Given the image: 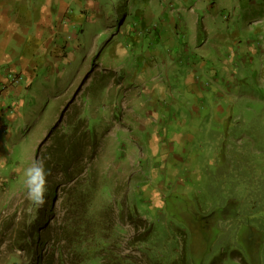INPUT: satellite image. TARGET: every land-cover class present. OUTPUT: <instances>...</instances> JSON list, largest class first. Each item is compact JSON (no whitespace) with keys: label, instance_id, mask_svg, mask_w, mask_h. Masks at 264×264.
<instances>
[{"label":"rangeland","instance_id":"obj_1","mask_svg":"<svg viewBox=\"0 0 264 264\" xmlns=\"http://www.w3.org/2000/svg\"><path fill=\"white\" fill-rule=\"evenodd\" d=\"M97 2L95 15L88 16L91 21L82 22L79 38L63 52V58L61 53H56L58 57L47 56L53 58L51 64L41 68L31 97L25 108L20 109L21 116L7 124L10 135L0 137V264H25L27 256L21 250L25 245L22 237L30 240L39 233L48 239L45 241V260L50 258L49 261L54 264H80L79 259L76 260L70 252L59 250L58 245L66 247L64 240L55 245V237H63L68 215L63 207L62 174L55 168L50 171L43 205H35L27 199L20 176L21 169L36 159L40 144L60 121L64 111L61 128L66 129V121L80 114L99 141L97 154L93 161L83 164L85 170L80 179L96 185L91 217L108 215L110 218L107 217L106 221L112 230L106 237H117L116 240L113 238L116 246L111 244L104 256L118 257L128 264H150L147 255L142 253L145 246L136 240L144 237L152 222L154 230L168 228L161 237L169 234L171 237H182L175 230L188 228L189 231L184 229L188 237L187 248L196 264H200L202 258L204 264H249L246 256L250 257L252 252L255 255L262 252V249L254 248L259 238L264 237L259 233L260 224L257 221L252 223L251 236L254 237H250L253 244H249L248 237H242L245 236L242 230L248 227L242 221H236L237 215L229 211H216L213 216L211 213L213 208L220 205L219 193L230 188L231 178L238 176L248 179L251 172L256 174L255 177L264 175V123L255 122L253 114L255 110L262 109V102L256 100L253 105L252 100L239 97V93H236V100L232 101L231 98L230 108L233 111H236V105L238 109L247 111L237 121L253 124L251 136L244 139L242 135V139H238V131L229 141L233 153L248 166L247 171L239 165L241 162L234 163L236 170L228 163L226 165L224 157L213 144V131L208 135L211 142L204 137L191 148V152L201 160L200 167L195 165L192 166L194 169L185 170L189 166L188 161H173L175 154H179L182 160L187 158L186 154L176 153V147L171 148V152L158 148L154 154L152 145L156 148V138L160 143L169 145L175 141V136L191 133L183 125L186 119L182 120L187 114L186 105L179 107L182 92L190 91L189 85L183 84L185 64L174 61L171 54L176 50L164 42L170 34L156 35L160 36V40L150 37L155 34L154 29L141 34H126L128 25L133 24L132 14L124 19L126 7H134V11L145 10V0ZM151 10L153 14L160 15L159 10ZM228 16L232 19H228ZM144 17L147 22L148 17ZM225 18V22L240 24L232 13L226 14ZM222 24L227 27L224 22ZM107 27L114 30L113 34L108 32ZM242 36L245 38V34ZM205 70L202 75L206 72L209 75ZM150 80L154 82L152 86ZM249 84L252 95L264 96V85L260 84L257 88V83ZM172 96L179 108L172 104ZM196 135H188L187 138ZM50 144L51 140L42 148L41 156L46 154ZM216 150L217 154L211 158ZM54 186L57 187L54 189ZM232 186L234 190L246 188L245 184ZM53 192H56L54 196ZM142 201L146 210L143 212ZM150 201L153 208L148 204ZM131 202L139 211V216L148 223H141L138 228L133 225L129 217L133 206ZM205 205L208 207L205 208ZM221 205L224 208V204ZM196 209H200L199 216L208 218L205 234L200 233L193 222L198 212ZM217 210L220 211V208ZM172 219L177 221L175 228ZM259 219L264 225V215ZM43 226L47 229L42 231ZM182 246L179 239L177 252L182 251ZM105 260L101 259L99 263L107 264ZM112 262L110 264H118Z\"/></svg>","mask_w":264,"mask_h":264},{"label":"crops","instance_id":"obj_2","mask_svg":"<svg viewBox=\"0 0 264 264\" xmlns=\"http://www.w3.org/2000/svg\"><path fill=\"white\" fill-rule=\"evenodd\" d=\"M95 8L97 0H0V137L10 135L7 124L21 116L20 109L31 97L41 68L51 64L53 58L47 56L58 57L56 53H61L63 58V52L79 38L82 22L91 21L88 16L95 15ZM153 8L160 15L153 14ZM137 10L125 9L124 19L133 15V24L128 25L126 34L154 29L152 40H160L156 35L170 34L164 42L176 50L171 54L174 61L183 65L184 56L189 57L182 78L190 91L182 92L179 107L186 105L187 114L182 120L186 119L183 125L191 133L175 136L169 145L156 138V148L152 145V149L156 154L158 148L171 152L176 147L175 152L186 154L187 158L182 160L175 154L173 161H188L185 170L194 169L192 166L201 161L191 152L194 144L204 137L211 142L212 131L223 128L225 121L233 129L236 121L247 114L237 105L236 111L230 108L231 98L237 99L236 93L252 100L253 105L260 100V113L264 114V96L252 95L249 84L257 83V88L264 85V0H145V10ZM231 13L239 25H234L230 16V22L224 21L225 15ZM107 30L114 32L108 27ZM204 70L206 74L202 75ZM15 76L19 82H14ZM150 83L152 86L154 82ZM160 92L165 96L163 90ZM172 99L170 102L179 108L175 97ZM193 134L196 136L187 138Z\"/></svg>","mask_w":264,"mask_h":264},{"label":"trees","instance_id":"obj_3","mask_svg":"<svg viewBox=\"0 0 264 264\" xmlns=\"http://www.w3.org/2000/svg\"><path fill=\"white\" fill-rule=\"evenodd\" d=\"M184 58L186 59L184 62L185 66L187 67V60L189 57L188 55H185ZM258 111L260 112V109L255 110L254 112L256 113L253 112L254 120L255 122L262 121L264 123V118ZM63 113H65V111ZM63 113L60 117V121H58L50 129L45 140L40 144L36 153V158L41 157L42 148L51 140V144L46 149V154L43 155L47 161L46 168L50 171L55 168V170L57 169L58 172L63 176V207L67 210L68 215L62 233L63 237H55V245L61 240H64V242L67 244L66 247H59V245L57 247L59 250L61 248L62 251L64 249L65 252H70L69 254L74 255L76 260L79 259L80 264L83 262L100 264L99 261L101 259H107L104 261L107 262V264H110L112 261V263L128 264L121 258L118 259V257L114 258L113 256H104V253H106L108 247H112L111 244L116 246V242L113 241V238L116 240L117 237H106V235L108 236L109 232L112 230V226H109L106 221L107 217H109L108 215H99L98 217L94 216L95 218L91 217L90 212L94 207L93 200L97 191L96 185L94 182H86L80 179L83 175V170H85L83 164L88 163L91 160L93 161L97 154V149L99 148V141L95 133L89 130L87 121L82 119L80 114H77L73 119L66 121V129L63 127L61 128L64 118ZM243 122L244 123L242 124V122L236 121L235 127L231 129L229 128L228 122L225 121L223 128L221 127L219 129H215L211 134V138H213L212 141L214 142L217 150L224 157L226 165L228 163L229 167H232L233 170H236L234 163L236 162L238 164L241 162L239 165L241 167H245L247 171L248 166H246V164L244 165L243 160L239 159L238 156L233 153L229 142L230 137L233 138L238 131L240 132L238 139H242V135L244 139L251 136V127L253 124H249L248 121H246V123L244 120ZM217 150L211 158L215 157ZM232 154L235 155L234 159ZM236 158L237 160H235ZM255 162L256 161H254V163ZM197 166L200 167V164ZM242 175H244V173H242ZM248 175L250 176L248 179H240L238 176L236 178L230 179V188L225 189L224 193L222 194L219 193L220 199L218 200L220 205L212 209L211 216H213L216 211L219 213H226L229 211L231 214H234V216L237 215L236 221H242V223L248 227L242 230V232L245 231V236L242 237H248V243L253 244V241L250 238L254 237L251 236V233L253 232L252 228H254L252 227V223L257 221V223L260 224L261 227L259 233L264 236V225L259 219L261 215H264V175L255 177L256 174L253 172L249 173ZM241 184H245L246 188H242L240 190L233 189L232 185L236 186ZM56 187L57 186H54V189ZM54 194H56V192H53V196ZM49 196L50 195H48L46 198L47 201L49 200ZM131 204L133 206L130 210L129 217L132 220L133 225L138 228L139 224L142 223L145 225L148 223L147 220H143L139 216V211L135 208L133 202H131ZM148 204L151 208H153L151 201L150 203L148 202ZM221 204H224V208H222ZM141 205L143 212V210H145L144 201H142ZM204 207L207 208L208 205H205ZM219 208L220 211L217 210ZM196 211L198 212L196 213V218L195 220L193 219V222L199 228V232L205 234L208 228V218L204 215L199 216L200 209H196ZM122 218L124 217L122 216L121 219ZM49 221L50 219L48 218V222L46 223L47 228ZM172 221L174 222L172 223V226L175 228L177 221L174 219H172ZM36 223H38V221ZM46 226L41 227L42 231L45 230ZM181 228L176 229L175 232L181 234L182 237H171L170 234L167 237H161L164 231H168V228L165 227L161 230H154L155 226L153 223H149L144 237H140L138 240H136V242L145 246L143 247L142 253L147 255L150 264H196V260L193 256L191 259L189 247L187 248L188 237H186L185 230L189 231V229L183 227ZM221 232H224V230ZM43 235L44 234L39 233L37 234V237H32V240H27V237H22L23 244L25 245L21 250L26 252L27 256V261L25 264H54L53 261H49L50 258L45 260V257H47L45 252V241L48 239H46V236L44 238ZM156 235L159 237H155ZM179 239L182 240L183 246L182 251L177 252ZM257 244L258 245L254 248L257 250L262 249V252H260L258 255H255L252 252L250 257L246 256L249 264H264V237H260ZM248 248L250 249V247ZM206 252L207 251H205L204 254ZM117 259L119 261H117ZM229 259L228 260L231 261L232 257L230 256ZM243 259L245 261L244 256ZM203 261L204 260L202 258L200 264H204Z\"/></svg>","mask_w":264,"mask_h":264},{"label":"clouds","instance_id":"obj_4","mask_svg":"<svg viewBox=\"0 0 264 264\" xmlns=\"http://www.w3.org/2000/svg\"><path fill=\"white\" fill-rule=\"evenodd\" d=\"M49 175L51 172L46 168L43 156L32 160L21 169L20 176L27 199L33 204L43 205L45 203Z\"/></svg>","mask_w":264,"mask_h":264},{"label":"built area","instance_id":"obj_5","mask_svg":"<svg viewBox=\"0 0 264 264\" xmlns=\"http://www.w3.org/2000/svg\"><path fill=\"white\" fill-rule=\"evenodd\" d=\"M14 82H19V79L15 76L13 77Z\"/></svg>","mask_w":264,"mask_h":264}]
</instances>
